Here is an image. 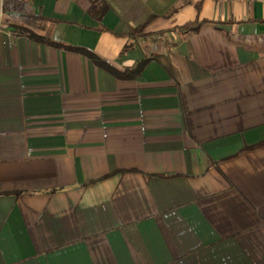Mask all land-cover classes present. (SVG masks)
I'll return each mask as SVG.
<instances>
[{
    "label": "crops",
    "instance_id": "0c3cea01",
    "mask_svg": "<svg viewBox=\"0 0 264 264\" xmlns=\"http://www.w3.org/2000/svg\"><path fill=\"white\" fill-rule=\"evenodd\" d=\"M4 1L0 264H264V0Z\"/></svg>",
    "mask_w": 264,
    "mask_h": 264
},
{
    "label": "trees",
    "instance_id": "16d2710c",
    "mask_svg": "<svg viewBox=\"0 0 264 264\" xmlns=\"http://www.w3.org/2000/svg\"><path fill=\"white\" fill-rule=\"evenodd\" d=\"M3 12H7L8 14H14L18 16L21 22L18 26H13L14 34L17 36H21L26 38L27 40L36 41L39 43H45L46 45L55 46V47H62V48H68L72 51L79 52L80 54H83L87 57H93L90 53L80 49V48H71V47H65L60 44H56L53 42H50L49 40L44 39L43 37L39 36L37 33H35V24L37 22H46L44 19L32 15L31 11L29 10L28 6L24 2H12L10 0L4 1L2 5ZM202 21H193L190 23H186L181 27H178L177 30L180 31L181 34H192L195 33L201 24ZM143 66V63L138 64L137 68L140 69Z\"/></svg>",
    "mask_w": 264,
    "mask_h": 264
}]
</instances>
